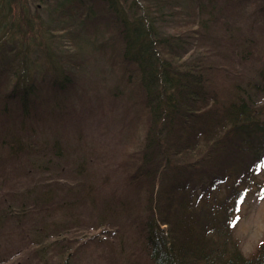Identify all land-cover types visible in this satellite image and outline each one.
Here are the masks:
<instances>
[{
  "label": "trees",
  "instance_id": "obj_1",
  "mask_svg": "<svg viewBox=\"0 0 264 264\" xmlns=\"http://www.w3.org/2000/svg\"><path fill=\"white\" fill-rule=\"evenodd\" d=\"M39 2L42 12L29 0H0V162L17 157L28 176L71 180L99 226L126 220L125 230L137 229L151 264H264V243L245 258L229 241L237 188L264 160V62L252 76L243 72L257 51L264 55V0ZM22 38L27 59L25 43L17 47ZM90 52L116 79L102 97L120 100L128 90L146 115L138 152L96 174L87 152L69 167L77 153L25 125L63 119L64 96L74 95ZM42 180L26 194L39 204L56 191ZM222 184L224 198L206 202ZM18 207L9 219L29 214Z\"/></svg>",
  "mask_w": 264,
  "mask_h": 264
},
{
  "label": "rangeland",
  "instance_id": "obj_2",
  "mask_svg": "<svg viewBox=\"0 0 264 264\" xmlns=\"http://www.w3.org/2000/svg\"><path fill=\"white\" fill-rule=\"evenodd\" d=\"M29 2L39 4L41 12L44 10L39 0ZM253 9L249 7L246 11ZM42 17V40L48 41L49 34L44 27L46 17ZM262 45L264 51V39ZM20 46L22 58L27 59L29 48L24 38L17 47ZM50 49H54L53 42ZM262 54L257 51L245 63L244 76L245 73L252 76L254 70L263 64ZM30 65L21 64L20 67L30 71ZM107 70L101 56L90 52L74 77L75 82L71 86L75 90L74 95L64 96L63 119L48 121L43 116L37 121L31 119L25 122L37 138L48 141V144L56 140L62 148L77 153L65 162L69 167L73 163L77 165L80 155L87 152L88 163L95 174L97 169L101 171V166L115 165L124 161L126 154L137 153L146 128V115L138 111L133 99H128V90L123 91L120 100L102 97L104 89L116 83L115 77L108 75ZM4 153L2 151L1 154ZM27 169L30 170L26 161L17 157L0 162V264H151L137 229L132 226L125 230L121 226L126 220L118 221L116 227L99 226L97 219L88 216L97 212L89 208L84 193L76 189L72 191L71 180L39 179L37 175L28 176ZM43 175L50 177L49 172ZM42 179L54 186L56 191L53 197L43 198V203L39 204L36 197H27L26 194L41 189L38 185L44 182ZM75 179L80 183L83 181ZM219 187L221 190L217 187L208 190L206 202L224 198L226 185ZM237 189L242 191V198L233 213L229 241L231 248L237 249L245 258H251L264 243V160L252 172L250 179L243 180ZM19 205L30 209L29 214L20 216L23 218L20 220L18 217L9 219L7 211L17 216L16 212L21 208ZM71 211L74 212L68 219ZM122 215L129 220L126 213Z\"/></svg>",
  "mask_w": 264,
  "mask_h": 264
}]
</instances>
